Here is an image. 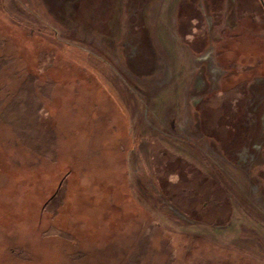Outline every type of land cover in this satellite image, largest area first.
<instances>
[{"label":"rangeland","instance_id":"1","mask_svg":"<svg viewBox=\"0 0 264 264\" xmlns=\"http://www.w3.org/2000/svg\"><path fill=\"white\" fill-rule=\"evenodd\" d=\"M0 264H264V0H0Z\"/></svg>","mask_w":264,"mask_h":264}]
</instances>
